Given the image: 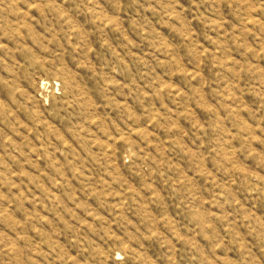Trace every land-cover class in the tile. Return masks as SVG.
I'll return each mask as SVG.
<instances>
[{
	"label": "rangeland",
	"instance_id": "374dc122",
	"mask_svg": "<svg viewBox=\"0 0 264 264\" xmlns=\"http://www.w3.org/2000/svg\"><path fill=\"white\" fill-rule=\"evenodd\" d=\"M0 264H264V0H0Z\"/></svg>",
	"mask_w": 264,
	"mask_h": 264
}]
</instances>
